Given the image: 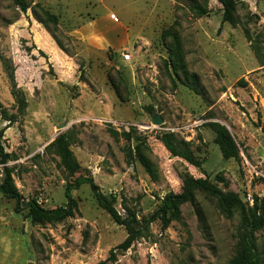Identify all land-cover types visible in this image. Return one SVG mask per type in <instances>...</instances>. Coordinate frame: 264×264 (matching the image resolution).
<instances>
[{
    "label": "rangeland",
    "instance_id": "rangeland-1",
    "mask_svg": "<svg viewBox=\"0 0 264 264\" xmlns=\"http://www.w3.org/2000/svg\"><path fill=\"white\" fill-rule=\"evenodd\" d=\"M22 1L27 13L0 0V102L14 118L10 125L0 117V130L24 199L16 213V202L0 195V264H98L126 240L127 228L98 206L88 185L72 193L73 218L34 224L27 217L32 201L45 210L65 207L68 182L81 177L115 199L123 219L136 217L141 237L115 264H230L241 251L240 217L226 218L217 200L196 193L166 232L150 222L167 195L181 193L186 175L206 174L249 208L264 199V0L241 1L236 26L223 24L218 0ZM193 1L205 17L191 11ZM44 12L56 27L40 21ZM10 74L26 98L23 113ZM156 115L162 127L152 124ZM209 123L229 129L239 163L224 160ZM124 133L147 144L157 182L138 162L126 164L135 142ZM164 133L191 143L202 169L172 157ZM61 137L80 166L74 175L62 165ZM3 179L0 165V185ZM255 242L264 257V227Z\"/></svg>",
    "mask_w": 264,
    "mask_h": 264
},
{
    "label": "trees",
    "instance_id": "trees-1",
    "mask_svg": "<svg viewBox=\"0 0 264 264\" xmlns=\"http://www.w3.org/2000/svg\"><path fill=\"white\" fill-rule=\"evenodd\" d=\"M218 1L224 8L223 24L229 23L232 26H236V20L234 18L235 9L243 0ZM14 2L23 13H27L29 7L22 0H14ZM191 11L201 18L206 16V12L194 1L192 2ZM44 16L45 18L40 20L44 25L47 27L49 25L57 26V18L55 16L47 12H44ZM50 33L60 49L63 50L64 48L56 39L54 32ZM255 51H257V48H255ZM41 55L44 56L42 52ZM10 80L12 83V97L15 100L19 113H23L27 109L26 98L23 92L18 89L14 74H10ZM0 117L8 121L10 125L14 123V118H9L8 112L1 102ZM206 127L211 129L215 134V144L219 147L224 160H235L239 163L241 161L240 149L229 130L220 123H209ZM3 136L4 130H0V165L4 167V179L0 185V195L8 200L15 201L16 213H19L24 199L16 187L13 170L8 166V164L13 161V156L5 152L3 147ZM112 136L117 138L119 135L113 133ZM123 137L128 143L135 142L134 148L127 151L125 158L126 164L132 166L135 162H138L144 168L150 179L153 182H157L159 180V171L149 156L150 150L147 144L141 140H134L131 134L124 133ZM161 141L172 157L181 159L197 169H202L204 160L196 156L191 143L179 139L173 133H164L161 137ZM56 146L61 154L63 167L70 175L76 174L80 170V166L70 149V143L65 137H61L56 143ZM204 175L206 176L205 179H195L193 176L186 175L183 179L181 193H170L167 195L161 201L150 223L159 221L162 232H166L171 227L172 223L182 220V207L186 204L194 203L196 193H202L217 200L219 209L226 218L232 219L234 214H239L242 233L241 251L230 264H264V257L259 254L255 245V234L264 227V199L261 201L257 200L254 202V205L249 208L239 195L224 193L211 184L209 176L206 174ZM217 180L223 183L225 188L228 187V184L221 176H218ZM85 185L90 187L98 206L106 212L117 225L127 228L128 236L126 240L117 248L113 249L105 261L98 263L115 264L118 261L119 254L127 253L136 240L141 237V231L135 228L136 217L131 215L123 219L115 209L116 200L104 196L92 178L81 177L77 178L74 182H68L65 190L67 205L63 208L45 210L37 201L30 202L25 207L28 211L27 217L34 224L59 223L66 219L73 218L77 210V203L72 193ZM146 224H149V222Z\"/></svg>",
    "mask_w": 264,
    "mask_h": 264
},
{
    "label": "built area",
    "instance_id": "built-area-1",
    "mask_svg": "<svg viewBox=\"0 0 264 264\" xmlns=\"http://www.w3.org/2000/svg\"><path fill=\"white\" fill-rule=\"evenodd\" d=\"M124 60H125V62L126 63H128L129 61H131V57H130V55H124ZM101 123H105V124H108V125H110V126H112L113 128H115V129H119L120 127H122L123 125H121L120 123H118V122H115V121H113V120H101ZM124 127V126H123ZM125 129H126V131H128V128L127 127H125ZM249 203L250 204H253V202H252V200H251V198L249 197Z\"/></svg>",
    "mask_w": 264,
    "mask_h": 264
},
{
    "label": "water",
    "instance_id": "water-1",
    "mask_svg": "<svg viewBox=\"0 0 264 264\" xmlns=\"http://www.w3.org/2000/svg\"><path fill=\"white\" fill-rule=\"evenodd\" d=\"M152 124L154 126H157V127H162L164 125V121L162 120V118L160 116H154L153 117V120H152ZM227 128V127H226ZM60 129H63V127H61ZM228 129V128H227ZM229 130V129H228Z\"/></svg>",
    "mask_w": 264,
    "mask_h": 264
}]
</instances>
